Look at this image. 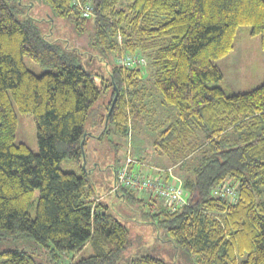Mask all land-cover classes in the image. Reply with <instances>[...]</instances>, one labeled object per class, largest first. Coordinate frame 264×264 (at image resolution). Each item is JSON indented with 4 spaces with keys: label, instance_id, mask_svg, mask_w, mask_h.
I'll return each instance as SVG.
<instances>
[{
    "label": "trees",
    "instance_id": "1",
    "mask_svg": "<svg viewBox=\"0 0 264 264\" xmlns=\"http://www.w3.org/2000/svg\"><path fill=\"white\" fill-rule=\"evenodd\" d=\"M42 2L51 18L69 19L88 31L100 51L120 59L137 53L147 58L162 104L177 112L158 133L155 148L180 158L202 152L183 184L187 204L160 212L153 224L176 248L196 255L198 264H264V83L247 92L219 86L223 73L215 63L234 48L242 26L264 47V0ZM15 3L0 0V239L29 238L53 264L87 243L94 252L71 264H167L145 254L124 263L133 241L128 227L101 202L92 207L87 169L77 174L61 168L64 159L85 158L90 137L127 133L131 118H141L145 61L126 67L117 60L107 74L88 72L74 48L48 40L33 18H18ZM87 4L92 9L85 16ZM25 56L46 70L34 73ZM102 96L107 100L102 109L91 110ZM13 105L34 116L37 153L15 143ZM90 111L98 114V135L86 127ZM112 167L116 175L117 166ZM224 183L235 188L234 200L214 194ZM115 193L145 209L136 192ZM0 264L44 263L11 248L0 251Z\"/></svg>",
    "mask_w": 264,
    "mask_h": 264
},
{
    "label": "rangeland",
    "instance_id": "2",
    "mask_svg": "<svg viewBox=\"0 0 264 264\" xmlns=\"http://www.w3.org/2000/svg\"><path fill=\"white\" fill-rule=\"evenodd\" d=\"M120 4L122 5L123 1ZM14 6L17 9L18 18H33L40 32L48 40H56L65 50L68 47L74 48L78 56V63L84 70L107 74V67H111L113 62L116 63L120 60L121 55L97 49L93 45L92 35L88 31L78 30L71 20L51 18V11L42 0H17ZM117 38L118 43H121L120 37ZM23 61L36 74H41L46 70L27 56ZM215 63L223 73V80L218 83L219 86H231L234 92H247L264 83V47L261 46L259 36L251 34L249 26H242L238 29L234 48L228 55L216 60ZM149 66L146 58L145 63L141 66L142 81L147 89L144 106H138L141 118H131V123L128 122L127 133L111 134L101 139H98L97 136L90 137L85 147V158L80 162L64 159L61 162V168L77 174L81 173V167L87 169L94 190L92 207H95V199L99 198L98 201L102 203L106 211L128 227L133 241L130 250L123 255L124 263L131 256L145 254L160 258L167 264H198L196 255L187 254L176 248L167 233L153 224L152 221L157 220L156 215L168 211L166 205L160 200L150 198L147 193L136 192L144 200L145 209H143L137 203L118 196L110 190L114 180L112 166L121 165L128 154L148 162L147 165L156 169L165 170L170 165L168 168H171L172 173L182 182V185L193 173L194 167L202 155L200 150H195L187 157L180 158L175 153L161 154L155 148L153 143L158 137V133L170 121L176 119L177 112L174 107L162 104L160 92L153 85ZM106 102L107 100L102 96L91 110L102 109ZM13 108L17 117L15 143H23L33 153H37L39 148L34 116L31 113L19 111L16 105H13ZM97 120L98 114L90 111L86 127L94 135H98L101 130ZM199 137L201 138V136ZM150 172L153 173V170L150 169ZM38 195L39 192L36 190L30 207L31 214H34ZM146 211L153 218L148 216ZM34 245V242L29 238L0 239V251L11 248L25 249L44 264H53L46 253L34 250ZM93 252L88 243L87 247L78 253L61 254L54 264H71L76 257L87 256Z\"/></svg>",
    "mask_w": 264,
    "mask_h": 264
},
{
    "label": "built area",
    "instance_id": "3",
    "mask_svg": "<svg viewBox=\"0 0 264 264\" xmlns=\"http://www.w3.org/2000/svg\"><path fill=\"white\" fill-rule=\"evenodd\" d=\"M83 8V9H82ZM81 9L83 15L90 14L92 9L89 4ZM143 55L128 54L120 59L121 65L126 67H136L144 63ZM143 166L147 171L134 170L133 165ZM153 170V173L150 172ZM120 189L134 191L137 193H147L150 198L160 200L169 212L175 211L178 207L187 204L184 187L182 182L172 173L171 168L165 170L156 169L146 163L140 161L137 157L128 154L122 164L118 167L114 182L111 186L112 192H117ZM235 188L224 183L219 185L214 194L226 195L228 199H235ZM99 198L95 199V203ZM94 203V204H95Z\"/></svg>",
    "mask_w": 264,
    "mask_h": 264
},
{
    "label": "crops",
    "instance_id": "4",
    "mask_svg": "<svg viewBox=\"0 0 264 264\" xmlns=\"http://www.w3.org/2000/svg\"><path fill=\"white\" fill-rule=\"evenodd\" d=\"M136 157V156H135ZM139 160H141L140 158H139ZM142 162H144V163H148V162H145L144 160H141ZM119 166H120V164H119ZM119 166H117V168L119 167ZM170 165H168V167H169ZM133 167V169L134 170H140V171H147V169H145L144 167H142V166H139V165H133L132 166ZM167 167V168H168ZM114 177H115V175H114ZM114 181V180H113ZM87 245H88V243L84 246V248H83V250L87 247Z\"/></svg>",
    "mask_w": 264,
    "mask_h": 264
},
{
    "label": "water",
    "instance_id": "5",
    "mask_svg": "<svg viewBox=\"0 0 264 264\" xmlns=\"http://www.w3.org/2000/svg\"><path fill=\"white\" fill-rule=\"evenodd\" d=\"M112 104H113V103H112ZM111 108H112V106L109 108L108 114H109V112L111 111Z\"/></svg>",
    "mask_w": 264,
    "mask_h": 264
}]
</instances>
